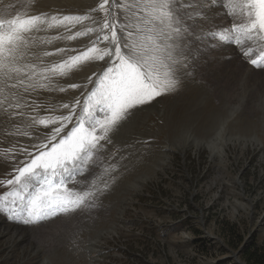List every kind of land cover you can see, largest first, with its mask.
Instances as JSON below:
<instances>
[{
	"label": "rangeland",
	"instance_id": "obj_1",
	"mask_svg": "<svg viewBox=\"0 0 264 264\" xmlns=\"http://www.w3.org/2000/svg\"><path fill=\"white\" fill-rule=\"evenodd\" d=\"M98 2L0 0V17L12 19L25 12L47 13L49 17L84 15ZM194 2L200 5L201 15L186 21L191 35L182 41L187 67L179 73L178 87L132 109L131 115L110 133L111 143H104L88 176L79 178L96 174V187L100 191L92 206L69 213L78 225L67 220L53 225L61 230L62 236H53L48 229L34 232L31 238L42 248L37 250L35 244L22 242L15 235L3 236L4 228L12 227L14 234L21 228L16 226L18 220L0 213L7 221L0 222V264H41L46 258L51 264H92V254L101 235L98 232L102 229H106V234L94 253L99 254L96 264H245L239 252L227 249L219 230L222 224L237 225L246 243H264V104L260 94L264 91L261 83L264 67L251 65L235 44L221 43L208 35L233 23L227 10L220 7L224 0H218L217 4H211L210 0ZM204 3L209 6L204 7ZM91 15L100 19L98 12ZM84 25L95 26L91 21H85ZM81 28L82 25H77L71 32ZM69 34L64 27H45L33 34L29 54L21 61L22 65L25 62L37 65L38 75L33 77V82L40 80L41 68L79 54L87 48L84 45L95 39L89 35L68 40ZM197 35L201 39H196ZM57 49L66 51L58 53ZM45 52L53 54L45 56ZM98 63L102 71L104 62L96 61L80 65L66 77H53L52 83L64 87L63 92L58 89L24 92L21 88L20 93L30 107L38 106L35 112L22 111L41 117L66 115L67 110L58 106L72 105L77 98L83 103L86 90L92 87L88 78L97 73L94 65ZM248 66L254 67L252 78H248L252 69ZM25 83H28L26 78ZM72 84L80 87H69ZM254 100L262 105L251 103L243 107ZM251 110L255 111L253 115L249 114ZM219 117L233 118L227 124L233 136L257 135L262 139L261 144L240 143L226 137V155L215 157L205 148L176 147L182 134L212 137L215 130L211 128ZM26 118L9 121L7 116L0 115L3 128L0 129V151L13 145L17 151L31 150L30 146L37 143L36 137L43 139L54 127L38 125L30 129L31 137L6 134V130L14 131L13 124L25 130L21 122ZM70 128L68 125L65 131ZM25 159L23 155H16L15 160L0 159V179L11 178L6 173L14 175L13 167ZM110 165L114 169L105 174L103 170ZM8 190L7 186L0 187V196ZM66 215L61 213L33 226L41 229V225ZM90 218L98 226L90 223ZM88 250L92 252L88 254Z\"/></svg>",
	"mask_w": 264,
	"mask_h": 264
},
{
	"label": "snow or ice",
	"instance_id": "obj_2",
	"mask_svg": "<svg viewBox=\"0 0 264 264\" xmlns=\"http://www.w3.org/2000/svg\"><path fill=\"white\" fill-rule=\"evenodd\" d=\"M210 2L217 4L218 0ZM199 7L194 0H99L84 15L49 17L47 13L25 12L12 19L0 17V115L9 121L27 117L25 130L13 124L14 131L6 130V134L31 137L27 129L54 125L49 135L36 137L31 150L17 151L13 145L0 151V159L5 161L15 160L16 155L27 157L13 167L14 175L6 173L11 178L0 179V187H9L0 196V213L27 225L92 206L100 191L96 187L97 176L79 178L88 176L104 143H111L110 133L131 115L132 109L176 90L179 73L187 67L182 41L191 33L186 21L201 15ZM220 7L227 10L233 23L208 35L221 43L235 44L251 65L264 67V0H224ZM97 12L99 20L91 15ZM85 21L95 26L84 25ZM77 25L82 28L71 32ZM45 27H64L70 33L68 40L89 35L95 39L79 54L41 68L40 80L33 82L38 75L37 65H22L21 61L29 54L33 34ZM196 39L201 37L197 35ZM96 61L104 62L105 67L88 78L92 87L86 90L83 103L77 98L72 105L58 106L67 110L66 115L41 117L22 111L29 105L20 92L12 89L63 92L64 87L52 83L53 77H66L80 65ZM11 80L16 83L9 85ZM37 107L33 106L34 112ZM68 125L71 128L65 131ZM110 169L114 166L103 171L108 174ZM104 186L107 187L106 181Z\"/></svg>",
	"mask_w": 264,
	"mask_h": 264
},
{
	"label": "bare ground",
	"instance_id": "obj_3",
	"mask_svg": "<svg viewBox=\"0 0 264 264\" xmlns=\"http://www.w3.org/2000/svg\"><path fill=\"white\" fill-rule=\"evenodd\" d=\"M212 9H210L209 11H211ZM51 14V13H50ZM89 45L90 44H86V45H84L83 47H89ZM225 60V59H224ZM242 65H246V63H245V60H244V62H243V64ZM95 66V68L97 69V73H100V71H101V67H100V64L98 63V64H96V65H94ZM248 68H251L250 66H248ZM246 72V71H245ZM254 73H255V70H253V69H251L250 70V72H249V74H248V78H252V76L254 75ZM95 78V77H94ZM261 83H264V80L261 82ZM261 83H259V84H257V85H260ZM11 84H13V83H10L9 85H11ZM215 84V83H214ZM214 84H210V85H214ZM219 86V84H217V86L216 87H218ZM22 87H18V88H14V89H12V91L13 92H20V89H21ZM259 90V89H258ZM7 91V90H6ZM260 91V90H259ZM260 94H261V96H262V99H261V103L262 104H264V91L261 93L260 92ZM27 101L29 102L30 101V99H27ZM251 103H254V104H257V105H262L261 103H259V102H257V101H248V102H246L245 104H244V106L243 107H246V106H248V105H250ZM28 104V103H27ZM29 106L28 107H26V108H24V109H26V111H28V112H31V111H33V109H32V107H30V104H28ZM243 107H242V109H241V111L239 112V113H241L242 112V110H243ZM236 109H238L237 107H236ZM23 110V109H22ZM255 113V111L254 110H251L250 112H249V114H251V115H253ZM234 115H235V113H233L232 114V116L234 117ZM27 119V118H26ZM26 119H24L21 123H23V124H25L26 123ZM217 119V118H216ZM231 119V118H230ZM230 119H228V117L227 118H221V117H219L218 118V121L217 122H215V124H214V126H213V128H211V129H213V130H215V134L212 136V137H210V138H208V139H206V137L205 138H197V137H194L193 135H191V134H182L178 139H179V141H181L180 143H178V145L176 146V147H183V148H178V149H184L185 147H191V146H193V147H198V148H205V149H207V150H209L210 151V153H211V155H213V157H215V156H217V155H220V156H224V155H226V141H225V138L227 137L228 139H231V140H233V139H236V140H238L240 143H250L249 141H255L256 142V144H261V141H262V139L261 138H258V136L257 135H254L253 137L252 136H248L247 138H242V137H239V136H233L230 132H229V130H228V127H227V124H228V121L230 120ZM233 119V118H232ZM231 119V120H232ZM230 124V123H229ZM1 125V124H0ZM21 125V124H20ZM0 129H3L2 127H0ZM29 131H30V129H28ZM190 136V137H189ZM223 137H224V140H223ZM206 139V140H205ZM230 144H233V143H230ZM229 144V145H230ZM196 145V146H195ZM185 149H188V148H185ZM183 151H185V150H183ZM163 157L164 158H167L168 159V156H166V154H163ZM222 160V159H221ZM123 175H125V174H123ZM140 178V177H139ZM136 188H138V187H135V191H137L136 190ZM124 201V200H123ZM121 213L123 212V210L121 209V211H120ZM75 214V213H74ZM70 214L69 213H67V215H66V217H64V218H60V219H57L56 221H54V222H49V223H47V224H45V225H41L40 226V228L42 229V231H40L41 229H35V228H25V229H23V228H21L20 229V231L18 232V233H16V234H14L13 233V228L12 227H10L9 229H6V228H4L3 229V232L5 233V234H2L3 236H8V234H12V235H15L16 236V238H18V240H20V241H22V242H29V243H32V244H35L36 245V249H42V248H39L38 247V244L37 243H35V241H33V239L31 238L32 237V234L34 233V232H43L45 229H48V230H50L49 232L53 235V236H55V235H57L58 236V234L60 235V236H62L61 235V230H59V228H57V227H53V225H55V224H59V223H61L63 220H67V221H71L73 224H75V225H78L77 224V221L74 219V217H72L71 215L69 216ZM73 215V214H72ZM85 217V216H84ZM91 219V218H90ZM2 220V221H1ZM80 221H81V219H80ZM0 222H2V223H5V222H7L1 215H0ZM90 223H94V226H98V224H97V222L96 221H92V219H91V221H90ZM115 229H114V227H113V231H114ZM99 233H101V235H100V237L98 238V240H97V244H96V247H95V252L98 250L97 249V247H98V245L99 244H102V239H105V235L104 234H106V229H102L101 231H99L98 232V234ZM96 237V236H95ZM84 244V243H83ZM83 244H82V246H83ZM59 245H61V244H59ZM51 251V250H50ZM92 252V250H88L87 251V253L88 254H90ZM94 252V253H95ZM94 253L92 254V264H96V258L97 257H99V254L96 256V255H94ZM83 258H86V257H83ZM45 264H48L47 262L45 263Z\"/></svg>",
	"mask_w": 264,
	"mask_h": 264
},
{
	"label": "trees",
	"instance_id": "obj_4",
	"mask_svg": "<svg viewBox=\"0 0 264 264\" xmlns=\"http://www.w3.org/2000/svg\"><path fill=\"white\" fill-rule=\"evenodd\" d=\"M219 230L228 250L238 252L243 246L240 256L245 264H264V243H246L237 225L222 224Z\"/></svg>",
	"mask_w": 264,
	"mask_h": 264
},
{
	"label": "clouds",
	"instance_id": "obj_5",
	"mask_svg": "<svg viewBox=\"0 0 264 264\" xmlns=\"http://www.w3.org/2000/svg\"><path fill=\"white\" fill-rule=\"evenodd\" d=\"M239 178V177H238ZM238 183L240 184V181L238 180ZM243 195H244V193H243ZM263 216H264V214H263ZM245 242H246V240H245ZM243 247V246H242ZM242 247H241V249L238 251L239 252V255H241L240 254V252H241V250H242Z\"/></svg>",
	"mask_w": 264,
	"mask_h": 264
}]
</instances>
